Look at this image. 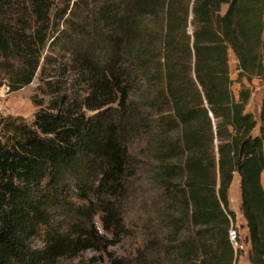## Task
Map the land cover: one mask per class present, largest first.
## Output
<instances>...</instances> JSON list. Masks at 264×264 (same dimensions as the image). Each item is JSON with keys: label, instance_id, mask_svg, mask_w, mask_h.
<instances>
[{"label": "trees", "instance_id": "trees-1", "mask_svg": "<svg viewBox=\"0 0 264 264\" xmlns=\"http://www.w3.org/2000/svg\"><path fill=\"white\" fill-rule=\"evenodd\" d=\"M52 59L82 93L55 85L30 122L0 117V264L106 252L142 170L180 264H235L237 173L248 260L264 264V0H0L9 90Z\"/></svg>", "mask_w": 264, "mask_h": 264}, {"label": "rangeland", "instance_id": "rangeland-1", "mask_svg": "<svg viewBox=\"0 0 264 264\" xmlns=\"http://www.w3.org/2000/svg\"><path fill=\"white\" fill-rule=\"evenodd\" d=\"M14 1L20 3L21 0ZM225 7L226 5H223L222 10ZM49 53L47 50L44 51L46 55ZM51 62L46 64L45 75H41L38 71L29 84L16 90H9L7 84L10 70L3 65L2 61L0 62V117L20 116L30 122L34 112L40 107L39 105H46L54 97L51 91L55 85L61 89L60 93L68 95L82 93V87L77 84V75L73 70L56 71L54 60L52 59ZM229 68L233 79L232 89L234 94H237L240 83L235 80L237 73L236 58L232 52L229 55ZM45 80L50 81V83H46ZM243 83L251 89L246 109L257 115L262 95V82L258 78H253L249 82L243 80ZM139 147L136 148V151H138L142 161H146L142 155L141 146ZM140 174L143 175V170L140 171ZM142 175L134 179L132 182L134 189L125 200L124 220L127 230L120 240L108 247L106 252L83 251L71 258L60 259L59 264H180L174 254L166 251L168 240L165 237L168 234L163 222V212L156 207L157 198L154 189L151 188L149 182L143 180V177L141 178ZM262 183L264 185V172L262 173ZM228 197L229 207L238 213H242L240 210L238 174L232 180ZM236 229L239 241L244 243L246 230L244 231L237 226ZM167 237L169 238V236ZM34 244L37 247H42L39 242ZM167 244L171 245V243ZM248 249L244 244L242 248H239L235 264H250Z\"/></svg>", "mask_w": 264, "mask_h": 264}, {"label": "built area", "instance_id": "built-area-1", "mask_svg": "<svg viewBox=\"0 0 264 264\" xmlns=\"http://www.w3.org/2000/svg\"><path fill=\"white\" fill-rule=\"evenodd\" d=\"M229 239L234 247V249L242 248V242L239 241L238 231L235 227H231L228 231Z\"/></svg>", "mask_w": 264, "mask_h": 264}, {"label": "crops", "instance_id": "crops-1", "mask_svg": "<svg viewBox=\"0 0 264 264\" xmlns=\"http://www.w3.org/2000/svg\"><path fill=\"white\" fill-rule=\"evenodd\" d=\"M236 174H234L233 178H235ZM235 214H236V222H235L236 226L240 227V229H243L244 231L247 230V228H246V220L244 219L242 213H238L237 211H235ZM243 244L245 245L246 248H249V242H244V243H242V245Z\"/></svg>", "mask_w": 264, "mask_h": 264}]
</instances>
